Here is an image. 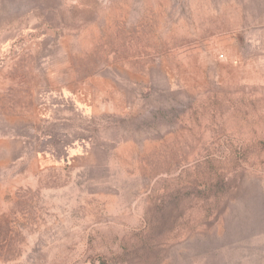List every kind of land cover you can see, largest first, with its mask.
Listing matches in <instances>:
<instances>
[{
  "label": "rangeland",
  "instance_id": "374dc122",
  "mask_svg": "<svg viewBox=\"0 0 264 264\" xmlns=\"http://www.w3.org/2000/svg\"><path fill=\"white\" fill-rule=\"evenodd\" d=\"M0 264H264V0H0Z\"/></svg>",
  "mask_w": 264,
  "mask_h": 264
}]
</instances>
